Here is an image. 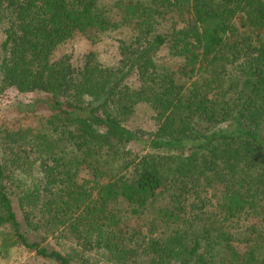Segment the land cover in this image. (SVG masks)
<instances>
[{
  "label": "trees",
  "instance_id": "obj_1",
  "mask_svg": "<svg viewBox=\"0 0 264 264\" xmlns=\"http://www.w3.org/2000/svg\"><path fill=\"white\" fill-rule=\"evenodd\" d=\"M7 91L0 258L264 264V0H0Z\"/></svg>",
  "mask_w": 264,
  "mask_h": 264
},
{
  "label": "rangeland",
  "instance_id": "obj_2",
  "mask_svg": "<svg viewBox=\"0 0 264 264\" xmlns=\"http://www.w3.org/2000/svg\"><path fill=\"white\" fill-rule=\"evenodd\" d=\"M111 0H106L110 3ZM116 36V35H115ZM76 42V41H75ZM73 43L72 46L64 47V52L72 51L74 56H81L86 45L81 41ZM93 49V47H91ZM88 47V50H91ZM62 50V51H63ZM95 52L101 62L104 64L112 63L115 60V41L108 37H103V40L95 46ZM33 97L31 95L18 96L13 91H7L3 94L0 103V115L10 113L15 105H26L31 103ZM125 125L131 129H140L142 131H151L154 128L153 113L149 107L144 104L137 105L133 115L126 121ZM32 237V235H30ZM0 264H47L34 256L33 253H28L21 248L11 249L8 254L0 258Z\"/></svg>",
  "mask_w": 264,
  "mask_h": 264
}]
</instances>
